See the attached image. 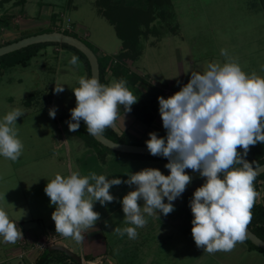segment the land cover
<instances>
[{"label": "rangeland", "instance_id": "374dc122", "mask_svg": "<svg viewBox=\"0 0 264 264\" xmlns=\"http://www.w3.org/2000/svg\"><path fill=\"white\" fill-rule=\"evenodd\" d=\"M116 1L120 0H112V3ZM169 1L164 11L157 9L162 16L151 21L149 26L141 27L145 31L139 37L142 52L138 55L131 52L124 55V61L128 65L138 72L149 73L158 86L170 89L173 94L189 82L191 73L203 74L210 63L223 65L232 60L237 62L246 74L255 73L264 78V0ZM98 5V0H26L24 5L16 7L14 11L20 12L22 16L19 26L27 28L46 25L49 21L47 15L55 10L61 18L58 22L63 21L66 24V18L70 17L73 33L99 49V54H116L121 50L122 40L109 18L100 14ZM100 10H103V7ZM122 11L125 12L122 13L125 15L124 20L126 16H131L129 10ZM110 12L109 14L115 17L118 11L114 8ZM5 13H11V0H0V16ZM117 18L119 22L123 20L119 15ZM6 29L0 28V43L5 42L10 34L11 29ZM222 49L226 50L227 56L221 55ZM72 55L79 58L78 65L69 63ZM85 62L75 51L59 52L56 51L55 45L51 44L33 56L27 66L11 67L0 63V121L14 109L19 108L24 112L23 116L17 118L15 125L17 138L23 144L22 154L15 162L0 156V208L12 222L19 224L17 227L22 231V237L27 232L31 238L32 233L39 234L38 238L30 239L31 244L41 239L42 235L56 233L55 223L51 218L56 206L50 203L44 188L57 174L67 177L77 171L82 176H87L95 172L97 175H105L108 179L119 178L125 181L129 175L147 166L144 163H131L124 160L122 155L120 158L118 154L104 162L99 159L97 150L84 138L69 131L67 122L71 120L70 110L76 107L73 89L79 87L80 77H88ZM56 85L63 86L64 91L54 93ZM50 109H56L55 118L49 116ZM121 119L129 124L133 122L134 116L130 112H124ZM157 120L163 124L160 112L157 114ZM185 171L194 182L186 187L183 193L201 186L193 170ZM135 189L136 185L122 183L112 186L110 194L114 197L115 193L121 190L130 192ZM263 194L264 191L259 193V200ZM122 199L123 197L118 199L120 204ZM142 202L144 201H138L141 207ZM99 204L98 201L94 202L93 210L104 216V208ZM124 216L122 207H119L111 213L106 223L115 228H121V225L123 228L126 225L134 226L126 224ZM145 218L151 224L152 216L145 214ZM106 223L102 225L105 226ZM191 229H185L183 237H188L187 241L194 243ZM110 232L113 234L114 231ZM83 233L85 232H82L85 237ZM56 234L60 235V238L55 244L69 246L82 257L84 239L77 242L72 237ZM175 234L182 235V232ZM0 239L4 246L0 251V260L10 251L12 255L20 252L17 245L20 239L15 243H3L2 236ZM178 245L180 241H175L172 250L171 246L168 247L169 245L163 242L160 246H155L151 255V259L156 258V253L159 252L158 260L132 261L130 264H223L215 253L209 254L206 251L203 259L198 257L201 251L196 255L181 258ZM182 245L185 248L186 245ZM109 246L108 254L114 255L119 260L118 264H129L126 263L123 248L112 243H109ZM86 256L82 257L85 260L81 264H105L92 255ZM49 264L75 263L62 258L54 259Z\"/></svg>", "mask_w": 264, "mask_h": 264}, {"label": "clouds", "instance_id": "9594fccd", "mask_svg": "<svg viewBox=\"0 0 264 264\" xmlns=\"http://www.w3.org/2000/svg\"><path fill=\"white\" fill-rule=\"evenodd\" d=\"M221 55L227 56L226 50L222 49ZM69 63L78 65L79 58L72 55ZM78 83L79 87L73 89L76 107L70 110L71 120L67 122L72 132L80 128L83 120L89 135H102L106 128L115 126L121 105L128 113L138 100L123 78L104 85L95 76H82ZM63 91V86L53 89L56 94ZM158 101L167 135L162 138L150 132L145 143L151 155L168 159L165 168L170 174L145 168L125 181L95 172L87 176L77 171L67 177L57 174L44 188L50 203L56 206L51 214L56 233L82 241V232L94 228L100 219V214L93 210L94 202L102 206L111 203L115 198L110 189L124 183L136 185L121 201L124 221L134 227H117L113 231L135 239L137 228L147 224L145 214L153 216L160 212L167 216L174 211L173 202L192 181L185 171L191 169L206 178L190 200L195 244L209 254L231 251L246 239L251 209L259 195L254 188L257 170L254 162L245 157L250 146L264 143V78L246 74L232 60L223 65L210 63L203 74L191 73L180 91L167 99L160 96ZM23 115V110L17 108L0 121V156L13 162L23 150L15 127L17 118ZM49 116L55 118L56 109H50ZM140 200L144 201L142 207ZM0 236L5 243H15L23 236L2 208Z\"/></svg>", "mask_w": 264, "mask_h": 264}, {"label": "crops", "instance_id": "0c3cea01", "mask_svg": "<svg viewBox=\"0 0 264 264\" xmlns=\"http://www.w3.org/2000/svg\"><path fill=\"white\" fill-rule=\"evenodd\" d=\"M25 3H26V0H11V13H8V14H11V21H10V25L6 29V31H9L10 29H11V31H9L10 34L5 39V41H10V40L12 41V40L19 38L21 36V34L25 31L36 32V31H39L41 29H46L48 27L54 28L56 30L58 28L61 30L64 29L63 25L65 23L63 21H61L60 23L58 22L61 20V18L59 17V13L55 10H53L51 14L47 15V19H49V21L47 22L46 25L44 24V25H36L34 27L21 28L19 25L22 22V19H21L22 16H21L20 12L18 13L16 11H14V9L20 5H24ZM99 12H100V10H99ZM100 14L103 15L101 12H100ZM54 17L56 20H54ZM68 19L71 20L70 17H67L66 23H67ZM2 29H5V28H2ZM73 30H74V28H73ZM85 36H86V34H85ZM120 39L122 40L121 37H120ZM123 45H124V42L122 40L121 50L124 49ZM55 49H56V51H59V52H61L62 50H69V49H65L63 47L56 46V45H55ZM103 51L104 50H102V52ZM124 51H125V55L127 53L131 52V51H128L125 49H124ZM141 52H142V48H141ZM102 54H107V53L103 52ZM108 55H110V54H108ZM128 67H129L131 72L141 74L146 79L145 82L141 81L137 84L138 87L140 86L143 88V89H141L139 87L141 90H146L150 84L157 85L156 81L152 78V76L149 73L138 72L133 67H131L130 64L128 65ZM106 80H107L106 85L110 84L113 80H118L117 77L115 75H113L112 71L109 70V68H108V72L106 74ZM128 89L134 95L133 89L130 87H128ZM163 90H164L165 95H167V96L173 95V92L170 91V89L167 88V89H163ZM174 92L176 93L177 91H174ZM157 106H158V102H157ZM158 112H159V106H158ZM123 113H124V107L121 105L120 110H119V119L115 122V126L112 127L117 133L121 134L123 131L127 130V131L132 132L133 134H135L136 136H138L139 138H141L144 141H147L150 138L148 135L150 132L157 133L158 137H162V138L166 137L167 132L163 128V124H161L157 120V116H156V119L152 125H146L142 121L137 120L136 117L132 114V112H130L134 116V120H133V122L127 124L126 122H124L121 119V115ZM114 154H117V153L106 152L104 157L100 156L99 159L106 162L107 160H109L113 157H116V155H114ZM97 155L99 156L98 152H97ZM120 155L121 154H118V156H120ZM122 156L124 157V160L125 159L129 160V161H131V163H134V164L135 163H141V164L144 163L147 165L146 168L159 169L162 172V174H164V175L170 174L169 169L165 168V164L168 163L165 160L153 159V158L129 157V156H125V155H122ZM120 158H121V156H120ZM193 182H194V179L191 181V183L189 185H191ZM189 185H187V187ZM123 188H121V189H123ZM194 192H195V190H192V191L187 192V193H183L179 197V199L175 200L173 202L174 211L171 212L170 214H168L167 216L163 215L160 212H158L157 215H153L151 224H149V222H147V224L144 227L137 228L138 235L135 239H129L127 234H125L123 236H119L118 234H115L114 232H113V234H114V236H113V234H110L111 233L110 231L114 230L115 227H111L108 224H107L108 226L102 225V224L106 223V220L110 217L112 212L118 210L119 207L120 208L122 207V203L120 204L118 199H120V198L124 197L126 194H128V191L125 190L123 192V190H121L120 192L115 193L116 194L114 196L115 199L111 203H106V206H102L101 204H99V205H101V208H104L105 215L100 216V219L95 223L96 227L93 229L89 228L86 231H84L85 233H83V234L85 237H84V243H83L82 249H81L82 250V257L86 256V255H87L86 257H91V255H92L94 258L98 259L99 261L101 260L105 264H118L119 260L117 258H115L114 255L108 254V248L110 247L109 243H112L113 245H116V246L118 245L120 248H123L125 250L124 254H126V255L124 257H125L126 263L130 264L132 261H135V262L153 261L154 262V260L159 259V252L156 253V258H153L154 260L151 259V255H153L152 253H153L156 245L158 247V245L160 246L161 243L166 242V244L169 245L168 247L171 246L172 250H173V243L175 241H180V245H178L179 246L178 252L181 253V258H185L191 254L196 255L197 253H199V251H201V254H199L198 257L199 258L202 257V259H203L204 255H205L204 250L203 249L201 250L200 248H198L195 244V241H194V243H190L189 241H187L188 237L187 238L183 237L184 233H185L184 230L192 228L191 221L193 220L194 217H193V214H190L189 216H187L188 213L191 212V209L189 207H185V206L187 204V199L193 198ZM164 202L168 203L167 198H164ZM181 203H183V204L180 205ZM141 204L143 205L144 202H142ZM102 227H104L105 230ZM120 227H121V229L123 228L122 225ZM126 227H127V225H126ZM179 231L182 232V235L175 234V232L179 233ZM32 232H34V231H32ZM25 237L28 239V241H30V239L32 240V239L38 238L39 234L34 232V234L32 233V238H31V237H29L28 232H27V233H25ZM108 237L110 239H108ZM171 238H173L171 240L172 243H170ZM173 240H174V242H173ZM182 241H183V243H181ZM1 243H2V239H0V251H2L1 248L4 247V246H2ZM3 243H4V241H3ZM182 244L186 245L185 248H183ZM67 247L69 248V246H67ZM134 247H136V248L133 249ZM11 252L12 251H10L9 254H7L6 257L2 259L3 261H5V264H35L36 259L38 258L39 255H41L39 252L31 250V251H28V254L26 255V257L24 259H20L19 257H17L16 254L12 255ZM113 253H115V252H113ZM215 256L223 264H264V252H262L258 249L252 248L245 240L243 243L238 242L231 251H228V252L216 251ZM83 260H85V259L83 258ZM198 260H201V259H198Z\"/></svg>", "mask_w": 264, "mask_h": 264}, {"label": "trees", "instance_id": "16d2710c", "mask_svg": "<svg viewBox=\"0 0 264 264\" xmlns=\"http://www.w3.org/2000/svg\"><path fill=\"white\" fill-rule=\"evenodd\" d=\"M98 2H99L98 5L99 10L103 7V10H100V12L104 16L109 18L110 22L115 25L118 35L122 38L124 42L123 48L125 50L131 51V53H135L136 55L140 54L142 48L140 45L139 37L142 35V33L145 32L141 27L143 25L149 26V23L151 21H154L158 17L162 16V14L161 15L159 14V11H164V7H167L168 4L170 3L169 0H127V1L120 0L114 3H112V0H98ZM114 8L118 11L117 14L120 16L121 19H123L125 16L123 15L125 14V12H123L122 9L129 10L131 12V16H126L125 20L123 19L119 22V18H117L118 16L117 14L115 17H112V15L109 14L111 13L110 11L113 10ZM159 8H161V10L158 11L157 9ZM54 20H56L55 17ZM10 21H11V14L8 13L2 14L0 16V28H7L10 25ZM120 26L122 28H120ZM54 30L56 29L48 27L46 29H41L36 32L25 31L21 34L19 38L12 41L10 40V41H5L4 43H0V46L11 43L26 36H30L42 32H50ZM57 30L77 36L72 32L73 29L61 30L58 28ZM85 42L94 50V52L98 56V60L100 64V83L104 85L107 84L106 74L108 72V68L109 70L112 71L113 75H115L118 80L121 78L126 80L127 81L126 86L133 89V92L136 98L138 99L137 103L132 105L131 108L132 114L136 117L137 120L142 121L144 124L152 125L158 113V106H157V102H159L158 97L163 96L165 99H167L170 96L165 95L164 90L157 85L150 84L146 90H141L138 87L137 84L141 81L145 82L146 79L141 74L130 71L128 64L124 61V55H125L124 49H122L120 52L116 54H110V55L99 54L98 52L99 49H96L91 43L87 41ZM51 44L75 51L81 58H83V60L86 61L85 63L88 72L87 78H91V67L87 57L80 50L66 43L46 42V43L33 44L28 47L1 56L0 63L3 66H11V67L16 65L27 66L30 63L31 58L37 55V53L41 48ZM75 133L77 134V136L84 138L90 146L94 147L97 150L99 156L101 157H104L106 152H112L129 157L153 158V159L166 160L167 162H169L168 159L164 157L162 158L152 155L123 153L119 151H114L102 145L92 135H89L87 133L86 125L83 120L80 121V128ZM103 134H105L107 137L117 142L146 145L145 143L146 141L142 140L141 138H139L138 136L127 130L119 134L112 127H110V128H106ZM238 151L243 153V150L241 148H238ZM245 158L250 163L254 162L253 163L254 167L263 164L264 143H257L254 146H250V150ZM195 173H196L195 176L198 177L202 186L205 183L206 178L201 177L198 172ZM254 188L258 193L264 191V173L256 176V179L254 181ZM191 199L192 198L187 199V204L185 207L190 208ZM182 204L183 203H181L180 205ZM251 213H252V220L248 224V227L252 231H254L258 236L264 239V194L261 200H259L258 197L256 198L255 204L251 209ZM190 214H192V211L189 212L187 216H189ZM245 241L252 248L264 252V249L254 245L247 237ZM62 258L70 259L75 264H81L76 260H74L72 257L68 256L65 252L56 250L53 246L49 247L47 250L41 253V255H39L38 258L36 259L35 264H49L54 259L60 260Z\"/></svg>", "mask_w": 264, "mask_h": 264}, {"label": "water", "instance_id": "95a60500", "mask_svg": "<svg viewBox=\"0 0 264 264\" xmlns=\"http://www.w3.org/2000/svg\"><path fill=\"white\" fill-rule=\"evenodd\" d=\"M46 42H54V43H66L69 44L78 50H80L88 59L91 67V77L95 76L98 78L100 82V64L98 60L97 54L94 50L81 38L67 34L63 31L54 30L50 32H42L33 34L30 36H26L20 38L16 41H13L8 44H4L0 46V57L6 55L8 53L14 52L16 50L28 47L33 44L38 43H46ZM98 142L102 145L114 150L123 153H136V154H145L151 155L146 145H138V144H129L114 141L113 139L107 137L105 134L99 136H93ZM153 156V155H152ZM162 157L163 156H157ZM165 158V157H164ZM257 170V176L264 173V163L255 167ZM223 179V176H221ZM246 237L257 247L264 249V239L258 236L254 231H252L248 226L246 228ZM56 250H60L65 252L68 256L72 257L79 263L83 262V259L80 255L75 253L73 250L68 248L62 244H56L53 246Z\"/></svg>", "mask_w": 264, "mask_h": 264}, {"label": "built area", "instance_id": "2783aa9c", "mask_svg": "<svg viewBox=\"0 0 264 264\" xmlns=\"http://www.w3.org/2000/svg\"><path fill=\"white\" fill-rule=\"evenodd\" d=\"M71 23H72L71 20L68 19L67 23L63 25V28L72 30L73 26ZM59 238H60V235L56 233H49L47 235H42L41 239H37L36 242L31 244L25 236L21 237L17 244L19 245V250H20L17 256L20 259H24L26 255L28 254V251H31V250H34L41 254L45 250H47L49 247L56 245L55 243H57V240ZM0 264H5V261L0 260Z\"/></svg>", "mask_w": 264, "mask_h": 264}]
</instances>
